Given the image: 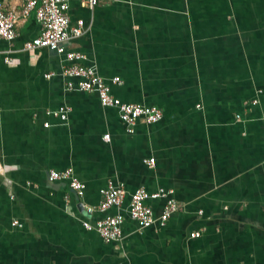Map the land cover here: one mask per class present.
Segmentation results:
<instances>
[{
    "label": "crops",
    "instance_id": "crops-1",
    "mask_svg": "<svg viewBox=\"0 0 264 264\" xmlns=\"http://www.w3.org/2000/svg\"><path fill=\"white\" fill-rule=\"evenodd\" d=\"M67 13L83 22L63 44L77 63L163 116L127 132L95 92L67 89L65 54L23 48L41 31L33 14L0 38V264H264V0H68ZM61 106L65 120L47 114ZM67 167L81 198L48 179ZM109 180L125 186L121 206L88 213ZM139 187L173 190L163 227L129 217ZM146 204L158 216L164 199ZM116 212L117 240L82 224Z\"/></svg>",
    "mask_w": 264,
    "mask_h": 264
},
{
    "label": "built area",
    "instance_id": "built-area-1",
    "mask_svg": "<svg viewBox=\"0 0 264 264\" xmlns=\"http://www.w3.org/2000/svg\"><path fill=\"white\" fill-rule=\"evenodd\" d=\"M88 7H93L98 0H81ZM68 0H24L22 7L18 10L0 9V38L11 41L16 36L15 27L24 18L34 15L36 21L41 26V31L36 37L27 40L23 44L25 50H33L36 48H49L58 53L65 54V59L70 62L62 69V74L75 78L76 81H67L66 88L69 90H78L85 92H95L99 98L100 104L103 106L115 107L118 110L119 118L124 124L127 132H132L138 120L146 123H155L162 118V111L156 106H145L138 103L122 102L119 98L114 97L110 92L109 84L100 76L93 66H85L77 63V61L85 58L80 52L66 51L64 41L68 35L72 33L78 36L82 33V20H78L74 26L69 25ZM53 75L52 72L45 74V77ZM119 77L112 78V83L119 82ZM256 103V100L252 101ZM68 107L61 106L55 110H48L47 114L59 117L65 120ZM48 122L44 126H48ZM109 135L105 134L104 139H108ZM148 164L154 163V158L145 160ZM50 181H65L70 189H72L78 197H82L85 190V184L80 181L73 172L71 167L62 170L51 169L48 172ZM125 186L121 182L109 180L105 187L101 190L102 198L96 207L85 206L88 213L93 211L105 212L110 207L119 208L125 197ZM172 189L159 188L153 192H148L144 187L137 188L130 196L128 203L129 217L134 220L141 228L149 227L156 223L159 227H163L170 215L176 211L178 205L173 197ZM163 198L164 204L161 213L154 215L152 208L146 204V200ZM123 214L116 212L115 214L104 215L95 220L93 224L83 221V226L90 230H95L106 242L117 240L121 237V224L123 222ZM14 225L20 226L18 220L13 221ZM191 237L199 236V232H191Z\"/></svg>",
    "mask_w": 264,
    "mask_h": 264
}]
</instances>
